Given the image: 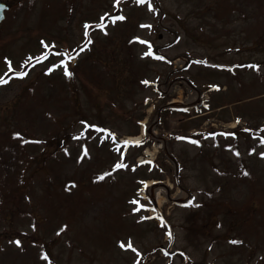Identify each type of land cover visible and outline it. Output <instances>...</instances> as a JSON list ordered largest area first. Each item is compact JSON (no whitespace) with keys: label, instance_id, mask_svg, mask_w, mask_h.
<instances>
[{"label":"rangeland","instance_id":"374dc122","mask_svg":"<svg viewBox=\"0 0 264 264\" xmlns=\"http://www.w3.org/2000/svg\"><path fill=\"white\" fill-rule=\"evenodd\" d=\"M5 1L0 264H264V0Z\"/></svg>","mask_w":264,"mask_h":264},{"label":"snow or ice","instance_id":"6c2138e0","mask_svg":"<svg viewBox=\"0 0 264 264\" xmlns=\"http://www.w3.org/2000/svg\"><path fill=\"white\" fill-rule=\"evenodd\" d=\"M135 2L136 3H145V0H135ZM113 3L117 6V7H119L120 6V0H113ZM147 3H148V7H149V9L151 10V9H153V4L151 3V0H147ZM108 15V13H105L103 16H101L100 17V20L102 21L103 19H104V16H107ZM119 19H121V20H123V19H125V17L123 16V14H121L119 17H118ZM88 26H89V24H88V22H85V28H88ZM101 28H104V25L101 23L100 25H99ZM143 26V25H142ZM147 27H151L150 25H147ZM105 32H106V29H105ZM85 35L87 36V33H85ZM133 39L134 40H141V38L140 37H133ZM143 43H149L148 41H142ZM42 43H44L43 41H42ZM89 43H91V40L89 39ZM46 47H47V45H45ZM147 54H149V53H142V55H147ZM63 55V54H62ZM73 57H71V56H69V59H72ZM5 59V61H6V63H7V68H8V71H14L13 70V68H12V63H11V61L9 60V58L8 57H5L4 58ZM60 64H65V61L64 60H60V62H59ZM205 63H207L206 61H205ZM258 67V66H257ZM65 73L67 74V75H71V72H69L68 71V69H67V67H65ZM48 71H51V69H48ZM14 75H16V76H20V77H23L24 75H26V73H24V72H19V71H14ZM5 76H7V72H5L4 73V75H0V83H6L7 82V80H5ZM143 83H145V84H147V83H149V81H147V80H145V81H143ZM213 87L215 88V87H218L217 85H213ZM84 123H87V122H84ZM88 127L89 128H92V129H98V130H100V131H102V132H108L109 133V135L115 140L116 139V134L115 133H112L109 129H99V126L98 125H94V124H92V125H88ZM84 133L82 132L81 133V135H83ZM15 135H17V136H19V135H21L20 133H15ZM261 142H264V140H262ZM121 143L123 144V145H130V144H136V145H139L140 143H142V141H129V140H123V141H121ZM196 143H199V141H196ZM65 151L67 152V149H65ZM122 155H123V153H121ZM260 155H262V156H264V153H261ZM122 165H120L119 163H117V165H116V167H121ZM105 175H107V173H105ZM98 178H102V177H98ZM71 183V182H70ZM134 203H139V201H134ZM137 209H134V211H136ZM16 243L17 244H20L21 242L19 241V240H17L16 241ZM121 246L122 247H132V245L131 244H124L123 242H121ZM133 250H135V249H133ZM45 258H47V254H45Z\"/></svg>","mask_w":264,"mask_h":264},{"label":"bare ground","instance_id":"6f19581e","mask_svg":"<svg viewBox=\"0 0 264 264\" xmlns=\"http://www.w3.org/2000/svg\"><path fill=\"white\" fill-rule=\"evenodd\" d=\"M178 59L179 58H177L176 60H177V62H179L178 61ZM198 99V97L197 96H195L191 101H195V100H197ZM170 103L171 104H176L177 102H176V100L174 99V100H172V101H170ZM180 103H183L182 101H179V104ZM147 123V120L146 119H143V120H141V124L142 125H144V124H146ZM141 135H129V139H131V140H138V139H140L139 137H140ZM157 182L154 180V179H149L148 180V182H147V186L150 188V192H151V197L153 198V199H155V201L156 202H160V200L158 199V200H156V196H158V193H160V191H165V188H162V187H160V186H155V184H156ZM146 189V187H142V190H145ZM183 199V198H182ZM157 204V203H156Z\"/></svg>","mask_w":264,"mask_h":264},{"label":"water","instance_id":"95a60500","mask_svg":"<svg viewBox=\"0 0 264 264\" xmlns=\"http://www.w3.org/2000/svg\"><path fill=\"white\" fill-rule=\"evenodd\" d=\"M8 7H7V5H5V3H3V2H0V21L3 19V11L5 10V9H7ZM169 231H170V236H171V239H170V242H169V244H168V246H167V249L171 246V244H172V242H173V237H172V232H171V228H169ZM187 261V257L185 256L184 257V262H186Z\"/></svg>","mask_w":264,"mask_h":264},{"label":"trees","instance_id":"16d2710c","mask_svg":"<svg viewBox=\"0 0 264 264\" xmlns=\"http://www.w3.org/2000/svg\"><path fill=\"white\" fill-rule=\"evenodd\" d=\"M144 145H148V144H146V142L140 143V148H142ZM19 194H20V196H26L27 197V195L25 194L24 191L19 190Z\"/></svg>","mask_w":264,"mask_h":264},{"label":"flooded vegetation","instance_id":"af4514ba","mask_svg":"<svg viewBox=\"0 0 264 264\" xmlns=\"http://www.w3.org/2000/svg\"><path fill=\"white\" fill-rule=\"evenodd\" d=\"M6 12H7V11H6ZM3 21H5V20H3ZM3 21L0 23V26L2 25Z\"/></svg>","mask_w":264,"mask_h":264}]
</instances>
